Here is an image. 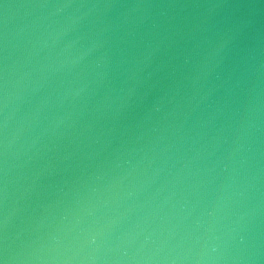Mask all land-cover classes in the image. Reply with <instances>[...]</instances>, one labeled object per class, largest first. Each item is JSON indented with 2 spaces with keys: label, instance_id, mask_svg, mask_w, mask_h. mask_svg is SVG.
<instances>
[{
  "label": "water",
  "instance_id": "water-1",
  "mask_svg": "<svg viewBox=\"0 0 264 264\" xmlns=\"http://www.w3.org/2000/svg\"><path fill=\"white\" fill-rule=\"evenodd\" d=\"M0 264H264V0H0Z\"/></svg>",
  "mask_w": 264,
  "mask_h": 264
}]
</instances>
